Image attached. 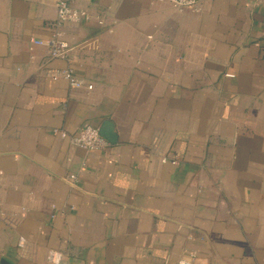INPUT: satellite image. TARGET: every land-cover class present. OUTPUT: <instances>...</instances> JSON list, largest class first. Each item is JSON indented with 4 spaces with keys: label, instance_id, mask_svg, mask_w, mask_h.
<instances>
[{
    "label": "crops",
    "instance_id": "1",
    "mask_svg": "<svg viewBox=\"0 0 264 264\" xmlns=\"http://www.w3.org/2000/svg\"><path fill=\"white\" fill-rule=\"evenodd\" d=\"M69 4L52 59L55 0H0V264H264V0Z\"/></svg>",
    "mask_w": 264,
    "mask_h": 264
},
{
    "label": "built area",
    "instance_id": "2",
    "mask_svg": "<svg viewBox=\"0 0 264 264\" xmlns=\"http://www.w3.org/2000/svg\"><path fill=\"white\" fill-rule=\"evenodd\" d=\"M70 0H55L56 7V20L54 22V28L52 32V38L48 41H42L38 44L48 45L50 47V55L52 59H63L68 52L67 44L61 40V30L66 24L80 25L85 22H89L91 15L83 10H77L71 8L69 4ZM157 3L169 4L176 12H192L199 13L202 8L203 2L208 0H154ZM100 25L103 24L102 20H98ZM49 77L54 80H64L69 85L76 89H86L88 91L93 90V86L87 84L83 79L78 78L72 69L55 70L49 74ZM53 133L61 138L68 139L70 143L82 150L88 152H101L108 146L109 142L100 134L98 128L90 125L81 127L75 134H68L63 130L55 129ZM177 163L176 159L173 164ZM2 173L0 172V176ZM74 179V176H71ZM21 240L20 245H22ZM196 254L189 252L185 254L177 264H194L196 261ZM50 264H68L62 255L53 253L49 258Z\"/></svg>",
    "mask_w": 264,
    "mask_h": 264
},
{
    "label": "water",
    "instance_id": "3",
    "mask_svg": "<svg viewBox=\"0 0 264 264\" xmlns=\"http://www.w3.org/2000/svg\"><path fill=\"white\" fill-rule=\"evenodd\" d=\"M106 127H108V125H106ZM109 128V127H108ZM100 134H101V136H103V137H107L109 140H111V141H113L112 139H113V137L111 136H109V135H107V134H104V132H101L100 131Z\"/></svg>",
    "mask_w": 264,
    "mask_h": 264
}]
</instances>
